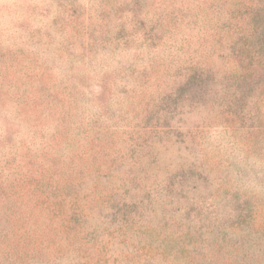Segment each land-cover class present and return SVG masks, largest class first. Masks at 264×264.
Wrapping results in <instances>:
<instances>
[{
  "label": "rangeland",
  "instance_id": "374dc122",
  "mask_svg": "<svg viewBox=\"0 0 264 264\" xmlns=\"http://www.w3.org/2000/svg\"><path fill=\"white\" fill-rule=\"evenodd\" d=\"M204 1L218 4L30 0L21 9L18 32L0 40V264H215L238 177L261 192L254 229L264 231V103L255 126L195 94L158 115L161 126L152 115L183 81L172 73L186 68V41L214 50L209 25L188 13ZM211 63L232 69L219 54ZM145 68L153 82L139 88ZM163 68L172 73L156 79ZM190 167L176 178L184 198L159 196L156 175Z\"/></svg>",
  "mask_w": 264,
  "mask_h": 264
},
{
  "label": "trees",
  "instance_id": "16d2710c",
  "mask_svg": "<svg viewBox=\"0 0 264 264\" xmlns=\"http://www.w3.org/2000/svg\"><path fill=\"white\" fill-rule=\"evenodd\" d=\"M195 6L193 8L191 4L188 13L196 24L209 25L212 33L208 37L214 50L207 54L204 50L207 49L206 46L202 50L198 48L192 51L191 40L188 39L187 57L182 61L186 68L175 73H172V68H163L164 73L156 79L165 78L171 71L172 75L183 78V81L171 92L165 93L164 95H167L164 99L154 107L156 111L152 115L153 118H158L156 125L164 124L159 123L162 116L158 115L176 112L181 100H185L190 94H195L205 104L212 103L216 106L219 103L220 108L225 106L228 113L235 117L234 120L242 125L251 122V125L255 126L260 104L264 103V70L254 69L263 68V59L253 63L255 49L261 54L260 56L264 52V0H218L217 5L204 1ZM180 51L177 49L178 54ZM217 54L226 61L225 68H232L231 70L222 71L220 74L211 69L214 68L211 58ZM259 65L261 67H258ZM144 72H147V75L141 82L139 81V88L153 82L151 78H147L148 75L150 76L147 68ZM225 80L227 84L224 83ZM161 86L157 85L155 91L159 92ZM167 116L170 115L163 116L164 122ZM258 131L257 126L253 129L250 126L248 136L255 138ZM194 171L192 167L187 171L182 168L180 175H172L171 178L164 180H160L156 175L155 184L158 185L156 191L159 196L164 194L169 198H184L181 195L186 193V187L177 185L176 178L179 176L183 182L188 174ZM137 179L138 177H133L132 180ZM236 180V184L232 183L228 188V191L234 194L235 202L229 219L219 227L220 240L217 244L214 243L217 251L214 262L215 264H264V231L254 229L256 208L263 198L256 188L243 184V180L239 177Z\"/></svg>",
  "mask_w": 264,
  "mask_h": 264
},
{
  "label": "clouds",
  "instance_id": "9594fccd",
  "mask_svg": "<svg viewBox=\"0 0 264 264\" xmlns=\"http://www.w3.org/2000/svg\"><path fill=\"white\" fill-rule=\"evenodd\" d=\"M30 0H0V40L14 36L18 32L15 26L24 19L21 10ZM3 126L0 124V132Z\"/></svg>",
  "mask_w": 264,
  "mask_h": 264
}]
</instances>
